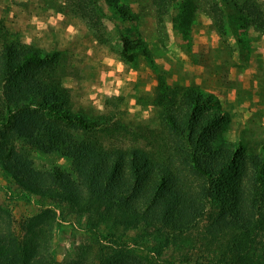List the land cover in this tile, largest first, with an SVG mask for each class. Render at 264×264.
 <instances>
[{
  "label": "trees",
  "instance_id": "1",
  "mask_svg": "<svg viewBox=\"0 0 264 264\" xmlns=\"http://www.w3.org/2000/svg\"><path fill=\"white\" fill-rule=\"evenodd\" d=\"M105 1L124 21L137 20L128 3ZM150 1L163 41L175 0ZM188 1L176 21L184 33L197 12ZM64 3L96 34L106 30L100 0ZM207 3L202 11L223 34L218 0ZM246 11V23L264 33V12ZM139 55L154 63L140 34L124 35L121 59ZM61 59L60 50L20 39L0 43V168L53 205L25 218L21 236L0 205V264H264V140H227L232 116L219 95L163 78L153 101L160 127L141 143L125 140L114 125L124 96L107 97L108 111L94 117L75 111ZM34 151L58 154L69 169H38ZM57 209L103 234L68 261L51 251Z\"/></svg>",
  "mask_w": 264,
  "mask_h": 264
},
{
  "label": "rangeland",
  "instance_id": "2",
  "mask_svg": "<svg viewBox=\"0 0 264 264\" xmlns=\"http://www.w3.org/2000/svg\"><path fill=\"white\" fill-rule=\"evenodd\" d=\"M121 1L138 14L137 20L124 21L105 0H100L106 12V30L99 35L89 29L85 21L63 8L65 0H0V43L20 39L46 50H60L63 68L70 73L65 84L72 89L74 110H83L89 117L108 111L105 100L114 96L111 88L114 77L116 72H122L124 99L116 110L114 125L125 134V140L140 137L138 142L141 143L142 136L160 127L162 108L153 101L163 78L171 85H199L219 95L222 107L232 116L224 132L225 138L261 144L264 115L261 110H245L253 106L259 90L264 87V33L248 25L245 18H249L246 7L251 12H264V0H218L223 34L214 20L202 11L210 6L207 0H192L191 5L197 7L196 16L189 31L182 32L177 17L190 1L175 0L171 15L166 19L163 41L150 0ZM137 34L151 48L153 64L142 55L131 63L121 59L122 37L128 35L135 39ZM118 64L123 69L114 73L112 68ZM126 75L130 78L124 80ZM244 98L247 105L243 104ZM13 144L15 149L23 145L21 142ZM31 156L38 169H49L56 164L69 169V162L56 153L34 151ZM0 205L9 211L13 229L19 236L22 235L20 223L25 218L41 212L44 207H53L46 199L20 187L1 168ZM60 214L57 209L51 240V251L59 261L76 258L81 249L94 247L99 235H103L86 230L72 215ZM201 260L205 261L204 257Z\"/></svg>",
  "mask_w": 264,
  "mask_h": 264
},
{
  "label": "crops",
  "instance_id": "3",
  "mask_svg": "<svg viewBox=\"0 0 264 264\" xmlns=\"http://www.w3.org/2000/svg\"><path fill=\"white\" fill-rule=\"evenodd\" d=\"M58 13H62V11H57ZM262 57H264V53L262 54ZM120 63H122V61H120ZM112 68V67H111ZM121 69L123 68H119V64L118 66H114V69L112 68V70H114V73L118 70L121 71ZM122 72H116V76L114 77V86H112V90H114V95H124L123 92V86L121 85V83L125 82L122 81V77L120 76ZM130 76L126 75V77L124 78V80L129 79ZM259 79L256 77V82L259 83ZM262 91V92H261ZM264 87H261V90H259V94L257 95L258 97L255 98V102L253 104V106L251 108H247L245 111L249 112V111H260L261 110V115H264ZM244 105H247V100L246 98H244ZM254 101V100H253ZM251 102V101H250ZM250 105V104H249ZM244 111V112H245ZM258 114H260V112H258Z\"/></svg>",
  "mask_w": 264,
  "mask_h": 264
}]
</instances>
